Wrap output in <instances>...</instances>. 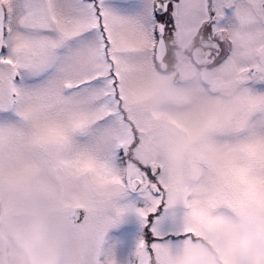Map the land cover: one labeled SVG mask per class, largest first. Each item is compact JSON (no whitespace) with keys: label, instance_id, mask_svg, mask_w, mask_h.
<instances>
[{"label":"snow or ice","instance_id":"1","mask_svg":"<svg viewBox=\"0 0 264 264\" xmlns=\"http://www.w3.org/2000/svg\"><path fill=\"white\" fill-rule=\"evenodd\" d=\"M0 264H264V0H0Z\"/></svg>","mask_w":264,"mask_h":264}]
</instances>
